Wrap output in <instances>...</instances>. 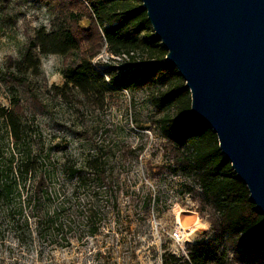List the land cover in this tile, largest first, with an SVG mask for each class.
Here are the masks:
<instances>
[{"label":"trees","instance_id":"obj_1","mask_svg":"<svg viewBox=\"0 0 264 264\" xmlns=\"http://www.w3.org/2000/svg\"><path fill=\"white\" fill-rule=\"evenodd\" d=\"M7 1L0 0V12L6 10ZM33 1L54 15L50 28L33 29L19 56L9 58L0 69V85L12 100V108H0V118L14 146L9 165L12 179L0 188V201L22 188L23 207L29 213L22 226L28 237L45 246L95 240L104 230L102 217L112 216L114 220L121 214L117 181L102 146L95 145L93 153L80 163L71 156L61 160L57 166L68 181L65 191L47 186L49 177L38 171L46 165L39 151L20 149L28 138L24 114L31 112V107L37 108L31 104L38 103L32 81L42 76L41 58L58 56L74 59L60 71L62 86L51 89L57 99L78 111L83 106L103 111L108 101L123 91H151V104L159 115L160 134L167 140L171 162L175 171L192 183L188 193H197L194 198L200 213L209 214L212 232L210 239L188 245L183 254L163 251L159 264H264V217L221 155L215 134L191 116L189 91L176 69L163 62L166 51L154 37L141 2ZM84 19L89 23L87 29L78 25ZM103 46L109 56L122 61L125 56L127 62L120 64L108 58L100 64L105 68L100 69L92 60ZM111 62L116 65L108 64ZM22 97L24 105L20 104ZM19 180L24 181L21 187ZM94 257L102 264L100 250L96 249Z\"/></svg>","mask_w":264,"mask_h":264},{"label":"rangeland","instance_id":"obj_2","mask_svg":"<svg viewBox=\"0 0 264 264\" xmlns=\"http://www.w3.org/2000/svg\"><path fill=\"white\" fill-rule=\"evenodd\" d=\"M53 17L33 0H8L6 10L0 12V69L9 58L19 56L33 29H49ZM78 25L87 29L89 23L84 19ZM72 59L41 58L42 76L32 81L39 104L31 103L37 108L24 114L28 138L20 149L39 151L46 165L38 171L49 177L47 186L65 191L68 181L57 166L61 160L71 156L80 163L93 153L95 145L102 146L117 181L121 214L114 220L119 223L112 216L102 217L104 230L95 240H71L70 246L41 245L28 237L22 226L29 213L23 207L25 192L21 188L0 201V264H97L96 249L102 253V264H159L163 251L183 254L188 245L210 239L209 214L200 213L194 198L197 193H188L192 183L175 171L167 140L160 134L151 91H123L111 98L103 111L85 106L78 111L57 99L51 89L62 86L60 71ZM123 60L115 62L125 64ZM92 62L105 68L100 66L107 62L105 46ZM11 102L10 93L0 85V108H12ZM24 102L22 97L20 104ZM12 149L13 141L0 118V188L12 179ZM22 182L19 180L20 187ZM29 183L27 180L26 185Z\"/></svg>","mask_w":264,"mask_h":264},{"label":"water","instance_id":"obj_3","mask_svg":"<svg viewBox=\"0 0 264 264\" xmlns=\"http://www.w3.org/2000/svg\"><path fill=\"white\" fill-rule=\"evenodd\" d=\"M153 35L264 217V0H139Z\"/></svg>","mask_w":264,"mask_h":264},{"label":"built area","instance_id":"obj_4","mask_svg":"<svg viewBox=\"0 0 264 264\" xmlns=\"http://www.w3.org/2000/svg\"><path fill=\"white\" fill-rule=\"evenodd\" d=\"M108 58H111V59H114V60H121V59H119L118 57H114V56H109L108 54H107V59ZM124 59H126V62H127V58L124 56L123 57ZM136 58V57H135Z\"/></svg>","mask_w":264,"mask_h":264}]
</instances>
